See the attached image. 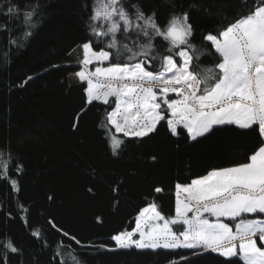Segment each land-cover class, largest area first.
I'll return each mask as SVG.
<instances>
[{"label":"snow or ice","instance_id":"1","mask_svg":"<svg viewBox=\"0 0 264 264\" xmlns=\"http://www.w3.org/2000/svg\"><path fill=\"white\" fill-rule=\"evenodd\" d=\"M253 5L218 31L203 34L197 48L192 42L195 29L188 11L172 15L161 25L155 12L147 14L136 4L95 0L88 27L108 50H97L89 38L80 45V64L111 63L105 68L96 67L94 72L82 68L74 75L87 84L84 91L88 104H109V98L115 97V108L107 112L102 127L108 131L115 128L126 137L143 138L155 132L160 121H166L172 136L186 133L190 141L222 126H235L256 135V146L247 162L211 169L187 184L177 183L173 216L166 217L155 202L141 208L135 228L111 238L119 249H190L193 255L200 249L225 259L239 257L243 264H264V0H253ZM7 11L11 14L14 9L10 6ZM32 17V11L25 12V24H30ZM31 34L24 32V38ZM120 35L130 39L132 46H121ZM156 37L167 42L162 67L170 75L149 70L156 58ZM111 50L116 55L126 53L127 60L135 63L116 62ZM208 53L217 57L216 62L201 68L200 58ZM170 93L176 98H169ZM162 105L166 106L163 110ZM78 121L79 113L73 127ZM110 140L116 154L123 141L115 135ZM7 169V162L0 160V173L5 178ZM11 183L15 187L17 182ZM154 191L160 193L163 189L157 187ZM181 192L185 194L183 201L179 198ZM205 213L216 220L210 221ZM32 234L39 237V229ZM71 239L80 244L75 237ZM0 250H6L0 264H7L8 252H19L11 239L0 241ZM68 255L74 264H80L78 257ZM169 264L177 261L170 260Z\"/></svg>","mask_w":264,"mask_h":264},{"label":"trees","instance_id":"2","mask_svg":"<svg viewBox=\"0 0 264 264\" xmlns=\"http://www.w3.org/2000/svg\"><path fill=\"white\" fill-rule=\"evenodd\" d=\"M125 3L136 4L147 14L155 12L161 25L172 15L188 11L195 29L192 42L197 48L203 34L218 31L254 6L253 0H125ZM94 4L95 0H0V81L9 77L45 24L62 15L76 18L86 39L91 38L97 50H108L91 35L88 27ZM10 6L14 9L11 14L7 11ZM29 11L33 17L30 24H25L24 13ZM26 31L32 33L27 39ZM118 38L121 46L123 43L132 46L130 39L125 40L122 35ZM153 44L156 58L149 70L159 73L163 70L162 56L167 55V42L156 37ZM111 51L116 62L135 63L127 60L126 53L116 55L115 50ZM216 59L210 53L201 56L200 67H212ZM84 89L71 88L56 107L83 105ZM33 108L48 110L42 100L34 99L23 102L20 109L7 108L0 116V131L11 115ZM113 108L114 100L99 112L97 126L82 123L86 140H74L56 160L49 158L43 148L25 158L0 147V160L8 164L7 178L0 173V241L11 239L19 249L17 253H7V264H60L61 260L74 264L69 253L78 257L80 264H169L170 260H176L177 264H243L238 258L225 259L212 252L193 255L183 250H115L111 238L134 229L139 210L148 203L155 202L166 217L173 216L177 183L187 184L211 169L247 162L256 146V135L234 126H222L197 141H190L186 133L172 136L167 123L162 121L148 136L129 138L117 134L111 126V131L102 127L107 112ZM112 135L123 141L116 154L110 147ZM86 156L92 160L89 179L72 183L75 198H59L46 190L44 181L58 184L62 170ZM12 180L17 182L15 187ZM157 187L163 191L156 193ZM37 229L39 237L32 234ZM5 251L0 250V257ZM181 256L187 260H181Z\"/></svg>","mask_w":264,"mask_h":264},{"label":"rangeland","instance_id":"3","mask_svg":"<svg viewBox=\"0 0 264 264\" xmlns=\"http://www.w3.org/2000/svg\"><path fill=\"white\" fill-rule=\"evenodd\" d=\"M86 41L82 26L71 15H62L58 19L45 24L31 43L26 55L12 69L9 77L0 81V116L7 108L20 109L23 102L33 99L42 100L48 110L42 111L33 108L29 111H20L11 115L0 131V147L11 150L25 158L32 157L35 150L43 148L49 158L56 160L74 140H86V135L81 130V124L86 122L97 126L100 121L99 112L109 104H103L101 101H93L88 104L85 93L86 102L81 106L56 107L58 101L66 99L71 88L87 87L86 82H81L74 75L76 72L81 71L82 68L86 72H94L96 67L105 68L110 66L111 61L93 62L88 66L80 64L83 58L80 45ZM158 74L170 75L165 73L164 69ZM169 98L175 99L176 97L170 93ZM112 100L115 102V97H110L109 103ZM162 107L165 108L166 106L162 105ZM82 109L83 111H81ZM78 113V124L73 127ZM115 132L123 135L122 132L116 130ZM91 163L90 156L74 162L71 166L62 170V178L58 184L46 180L43 183L44 187L56 197L75 198L71 185L75 181H88ZM184 196L185 194L181 192L179 198L183 201ZM206 214L205 216H208ZM113 242L116 246L115 241ZM115 250L131 249H119L116 246ZM176 250L193 252L190 249ZM195 252L203 254L210 251L197 249ZM233 258L240 259L239 257L230 259ZM240 260L242 261V259Z\"/></svg>","mask_w":264,"mask_h":264},{"label":"crops","instance_id":"4","mask_svg":"<svg viewBox=\"0 0 264 264\" xmlns=\"http://www.w3.org/2000/svg\"><path fill=\"white\" fill-rule=\"evenodd\" d=\"M206 215H208V214H206Z\"/></svg>","mask_w":264,"mask_h":264}]
</instances>
